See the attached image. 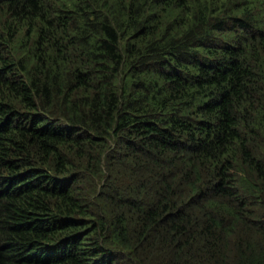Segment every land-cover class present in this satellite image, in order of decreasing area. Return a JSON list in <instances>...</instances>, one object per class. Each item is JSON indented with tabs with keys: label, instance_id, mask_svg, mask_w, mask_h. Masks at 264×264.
Returning <instances> with one entry per match:
<instances>
[{
	"label": "trees",
	"instance_id": "obj_1",
	"mask_svg": "<svg viewBox=\"0 0 264 264\" xmlns=\"http://www.w3.org/2000/svg\"><path fill=\"white\" fill-rule=\"evenodd\" d=\"M0 264H264V0H0Z\"/></svg>",
	"mask_w": 264,
	"mask_h": 264
}]
</instances>
